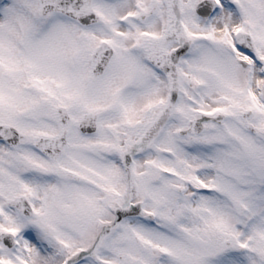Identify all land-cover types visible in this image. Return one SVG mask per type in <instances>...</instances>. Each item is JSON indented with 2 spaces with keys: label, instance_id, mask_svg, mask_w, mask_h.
Returning a JSON list of instances; mask_svg holds the SVG:
<instances>
[{
  "label": "snow or ice",
  "instance_id": "obj_1",
  "mask_svg": "<svg viewBox=\"0 0 264 264\" xmlns=\"http://www.w3.org/2000/svg\"><path fill=\"white\" fill-rule=\"evenodd\" d=\"M0 264H264V0H0Z\"/></svg>",
  "mask_w": 264,
  "mask_h": 264
}]
</instances>
